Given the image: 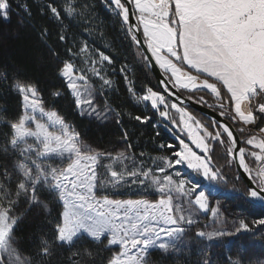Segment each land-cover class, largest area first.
<instances>
[{
  "label": "snow or ice",
  "instance_id": "snow-or-ice-1",
  "mask_svg": "<svg viewBox=\"0 0 264 264\" xmlns=\"http://www.w3.org/2000/svg\"><path fill=\"white\" fill-rule=\"evenodd\" d=\"M104 3L160 85L159 91L146 87L136 95L122 67L129 92L136 102L150 104L170 119L189 142L178 135V148L168 157L146 158L131 151L124 113L106 98L112 80L104 66L113 63L112 57L97 49L94 59L83 43L75 52L66 48L69 59H61L48 44L50 30L41 27L37 36L43 51L37 59L41 66L54 64L60 86L41 89L21 68L0 66V264H152L157 252L167 259L186 246L187 229L198 223L200 212L209 211V195L220 191L223 170L233 165L248 178L246 197L264 203V0ZM91 8L86 2L64 0L60 7L44 5L40 15L50 13L60 25L66 18H80L90 26ZM13 15L18 28L35 27L27 0H0V23L10 25ZM57 40L67 42L63 29ZM82 54L86 67L80 68L75 61ZM66 94L82 117L100 127L114 123L124 148L83 139L57 108ZM185 102L216 111L205 123L182 106ZM170 110L179 113V121L170 118ZM129 116L141 124L152 119ZM181 166L206 180L207 187L186 180ZM132 187L139 198H112ZM210 210L216 216L219 206ZM31 213L40 224L25 239L18 232ZM254 224L264 226V219ZM247 231L249 225L241 220L234 232L198 230L194 235L214 240ZM62 250L71 255L64 258ZM104 252L111 255L104 257ZM195 264H213L211 254L202 250ZM227 264L264 261L237 254Z\"/></svg>",
  "mask_w": 264,
  "mask_h": 264
},
{
  "label": "trees",
  "instance_id": "trees-1",
  "mask_svg": "<svg viewBox=\"0 0 264 264\" xmlns=\"http://www.w3.org/2000/svg\"><path fill=\"white\" fill-rule=\"evenodd\" d=\"M27 2L32 8V22L35 27L18 28L16 25L18 18L15 15H13L10 25L0 23V66L14 65L19 67L26 73L27 78L37 82L41 89L51 90L53 87L60 86L61 81L56 77V68L53 63L45 62L41 66L37 59L38 54L43 51L37 36L38 29L47 27L50 30L51 35L48 38V44L55 47L60 52L61 59L64 60L69 59L65 54L66 48L69 47L75 52L80 45L87 43L89 51L96 52L99 49L106 55H110L113 60V63L108 67L116 71L113 70L109 74V79L112 80V90L107 92L106 98L112 107L124 113L122 124L129 133V142L133 145L131 151L137 155L143 152L146 158L171 156L172 152L178 148V140L175 137L176 132L167 126L166 122L162 120L156 110L151 108L150 104L146 105L135 101L133 94L128 90L129 85L125 81V74L136 95H142L146 87H153V89L159 91L155 78L142 62L136 47L131 44L123 30L122 22L115 12L105 6L104 0H79L81 3L86 2L92 6L90 26L86 25V22L80 18L73 20L66 18L63 20V24L60 25L51 18L50 13L44 16L40 15V8L44 5L54 3L60 7L64 4V0H27ZM13 7L15 8V4H13ZM86 26L88 27L87 31H85ZM61 29L68 36L65 44H59L57 40V32ZM83 58L82 54L75 61L79 67ZM122 67L126 70L125 74L120 71ZM184 94L188 95L187 92H184ZM201 94L203 93H196V95ZM45 95L47 97V92H45ZM209 103H213L210 98ZM11 104L14 108L16 100L12 99ZM57 108L67 122L73 125L75 130L81 134V137L88 142L94 145L99 144L104 148L123 144L118 143L121 132L114 123L100 127L96 121L82 117L77 113L70 95L66 94L60 99ZM188 109L204 121H209L199 112L191 108ZM129 114L132 117L141 115L149 116L152 119L147 124H141L131 119ZM161 145H164V147L161 148ZM169 145H172L173 148H169ZM223 172L229 179L234 180L235 187L243 191V200L239 204H235L233 211L240 213L242 216L246 215L245 221L247 224H250V221L254 219H264V207L246 197L244 193H246L247 188L240 178H237L234 165L231 169L225 168ZM228 186H231V184ZM57 210L58 206H54L52 209L53 216L57 214ZM34 216L35 213L29 214V218L21 224L18 232L21 237L27 239L36 231L40 221L34 219ZM79 246L78 244L77 247ZM202 250L211 254L213 264H227L228 259H234L237 254L251 256L254 262H259L264 259V233H261V230L256 234L254 232H243L230 239L221 240L216 244H207L202 240H195L185 249H181L180 252L174 253L167 259H162L158 252L154 253L152 264H195L196 260L201 258ZM62 251L64 252V258L71 255L68 251ZM116 251H118V248L112 249V252ZM102 255L108 257L111 253L104 252ZM97 259L99 260V258Z\"/></svg>",
  "mask_w": 264,
  "mask_h": 264
},
{
  "label": "rangeland",
  "instance_id": "rangeland-1",
  "mask_svg": "<svg viewBox=\"0 0 264 264\" xmlns=\"http://www.w3.org/2000/svg\"><path fill=\"white\" fill-rule=\"evenodd\" d=\"M88 55L94 59L97 58L96 52H94V51H89ZM83 59L80 63V65H81L80 68L86 67V65L83 63ZM104 67H105V74H106L107 78L110 77L109 76L110 72H113V70L116 71L115 69L109 68L107 64ZM95 83L97 84V86L99 85V81H95ZM97 102L103 103L102 100H99V99ZM142 103H144V102H142ZM160 110H163V109H160ZM188 111L190 113H192L189 109H188ZM193 115H195V114H193ZM169 116L171 119H176L177 121H179V119H180L179 113H177L175 110H170ZM195 116L198 119L202 120L203 122L207 123L206 121L201 119L198 115H195ZM161 118H162V120H164L166 122L167 126L172 131L176 132V134H175L176 138L179 135L181 138L185 139V142H189L186 134L184 132H180V130L178 128L173 126L170 122V119H165L163 117H161ZM88 119H90V118H88ZM91 120H93V119H91ZM113 147H117L118 149L122 150L124 148V145L120 144V145H115ZM113 147H110L109 149H111ZM155 158H160V157H155ZM147 163L149 165H151L152 160L148 161ZM179 170L184 174V178L186 180L192 179L193 181L200 182L202 187H204V188L207 187L208 182L206 180H203L199 175L195 174L192 170L187 169L186 166H181ZM220 183L223 184V187L220 189V191L219 192H213L209 195V211L200 212L198 217H196L198 219V223L196 225L192 226L190 229H187L186 234L184 236V240H183V244L186 246H183L181 249H185L190 243H192L195 240H202L207 244H214V243L216 244V243H219L221 240L230 239L237 234L232 235V236L225 235L223 237H219V238L214 239V240H208L206 238L200 239V238L195 237L194 234L198 230H203L206 233H213V232L218 231V230L224 231L226 233L227 232H234L235 227L238 225L239 221H241V220L245 221L246 220V217H247L246 215L242 216L240 213L238 214V213H235L233 211L235 204L237 205L240 203V201L243 200L242 189L235 187L234 186V180L229 179L224 172H223V180L220 181ZM230 184H231V186H228ZM136 191H137V189L135 187H132L131 189L122 188L119 190V192L121 194L120 195H114V196H112V198H115V199H137L139 197L137 195L133 194ZM229 195H231V196H229ZM155 198L156 197H149V199H155ZM253 202L256 203L255 201H253ZM217 205L219 206V213H218V215L213 216L210 209L212 207H217ZM254 221H257V220L254 219V220L250 221V224H248L250 231H247V232H254L256 234L261 230V233H264V228H262L263 226L255 225ZM241 233H243V232H241ZM262 261H264V259H262Z\"/></svg>",
  "mask_w": 264,
  "mask_h": 264
},
{
  "label": "water",
  "instance_id": "water-1",
  "mask_svg": "<svg viewBox=\"0 0 264 264\" xmlns=\"http://www.w3.org/2000/svg\"><path fill=\"white\" fill-rule=\"evenodd\" d=\"M148 69L150 70V72L152 73L153 77L155 78L157 87L160 90V85L157 82L156 72L153 71L150 67H148ZM183 95L185 97L187 96L184 93H183ZM182 106L186 107V108H191V109L199 112L202 116L208 118L209 120H211L212 116L214 115V113L216 111L214 108H208V107H205L203 105H195V104H192L190 102H185ZM234 169H235V171L237 173V176L240 178V180L244 183L245 187L247 188V184H248L247 176L245 174H243L242 169L237 168L235 165H234ZM255 202H256V204L264 207V203H261L259 201H255Z\"/></svg>",
  "mask_w": 264,
  "mask_h": 264
}]
</instances>
